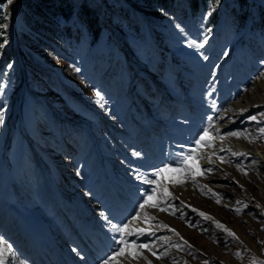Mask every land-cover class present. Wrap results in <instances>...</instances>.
I'll use <instances>...</instances> for the list:
<instances>
[{"label": "rangeland", "instance_id": "1", "mask_svg": "<svg viewBox=\"0 0 264 264\" xmlns=\"http://www.w3.org/2000/svg\"><path fill=\"white\" fill-rule=\"evenodd\" d=\"M66 1L68 5L61 8L65 17L48 8L40 15L53 27L42 31L19 25L23 0H6L0 6V205L9 195L20 199L9 193L10 186L22 197L45 195L50 171L71 194L69 199H86L73 188L72 180L80 178L76 167L85 173L89 170L93 179L100 172L112 173L117 185L125 184L132 174L124 169L119 147L127 134L125 127L131 128L133 120L146 125L153 121L155 126L165 123L171 135L192 139L195 148L204 128L250 96L256 81L264 79V0H209L197 12L190 9V0ZM84 1L98 16L100 30L94 27L95 35L72 17ZM23 30L28 42L22 40ZM21 85V115L14 118ZM253 115L258 119L250 120L248 128L235 130L259 136L264 117L249 116ZM20 120L27 126L28 142L20 133ZM12 126L14 133L8 139ZM142 133L149 137L148 132ZM211 135L212 146L204 149L212 151L219 139ZM251 146L263 148L264 137ZM233 153L238 152L232 151L226 163H209L213 171L196 175L195 182L185 178L182 185H174L188 174L173 171L156 178L159 185L166 179L168 191L178 199L171 205L160 204L167 211L146 205L145 221L157 236L133 247L126 245L125 254L118 255L121 259L113 261L262 264L264 172L257 176L260 188H256L246 166L240 168L247 175L238 170ZM195 163L200 165L197 172L207 167L199 160L194 167ZM10 171L15 172L12 185ZM139 208L132 209L139 213ZM1 210L0 206V215ZM131 218L127 224L133 228L139 218ZM216 221L236 238L217 227ZM141 245H148L156 255ZM137 250L142 255L133 259L131 253Z\"/></svg>", "mask_w": 264, "mask_h": 264}, {"label": "bare ground", "instance_id": "2", "mask_svg": "<svg viewBox=\"0 0 264 264\" xmlns=\"http://www.w3.org/2000/svg\"><path fill=\"white\" fill-rule=\"evenodd\" d=\"M255 89L252 92V94L249 96L247 95L244 97V100H240V102L237 103V106H230L228 109H231L232 111L224 112V114L219 117L217 121L213 124L214 127L219 129V132H212L216 137L219 139V143L216 146L215 149L211 150H202V155L205 158L199 159L202 165L209 166V161L207 157L211 158L212 164L216 165V161H220V157H216L219 153H222L224 160H228L231 156L232 151L236 150L238 153H243V155H237L238 162L240 166H246L245 168L249 172V175L251 178L255 180V187L260 188L258 180L256 179L257 176L262 174L264 172V147L263 148H253L251 146V143L248 142V140L243 138H236V137H228L226 134L230 131H236L235 129L238 127H247L248 128V122L251 120L249 119V115L252 113L260 114L264 113V79H260L256 81V84L254 85ZM240 109H247L246 111H240ZM254 125V124H253ZM142 130L138 129L136 133V137L138 139L141 138ZM224 136L225 138L221 140L219 137ZM260 146V145H259ZM223 149V151H221ZM215 153V155H213ZM211 164V163H210ZM166 173V172H165ZM158 184V183H157ZM157 192L156 196L152 197L154 200L159 202L162 206H167L166 203L169 202L168 205H171L173 202V199H170L168 201H165V198L161 195L162 188L160 185H156ZM264 194V192H263ZM9 202L14 200V203H17V198L15 196H10ZM174 197V195H173ZM147 198V196H146ZM145 198V199H146ZM137 200V199H136ZM170 207V206H168ZM140 209V208H139ZM134 210V209H132ZM147 210V209H146ZM151 210V209H150ZM135 211V210H134ZM147 212V211H146ZM144 209H140V215H139V222H137V226H134L133 228H130V231L136 232V229H146V231L143 235H127L126 234V240L127 242L135 241L136 243H140L142 241H147L149 239H155L157 236V231H154L150 229V227L147 225L148 218L147 214H145ZM137 214V213H136ZM150 215V214H149ZM131 220H133L131 218ZM146 220V221H145ZM130 221V220H129ZM135 223V221H134ZM129 246V244L123 245ZM3 247V246H0ZM122 247V248H124ZM133 247V246H132ZM126 248V247H125ZM119 253V252H118ZM118 258V259H117ZM120 256L114 255L113 259H117L119 261ZM104 264V263H102ZM109 264H125L124 263H117L112 261Z\"/></svg>", "mask_w": 264, "mask_h": 264}, {"label": "snow or ice", "instance_id": "3", "mask_svg": "<svg viewBox=\"0 0 264 264\" xmlns=\"http://www.w3.org/2000/svg\"><path fill=\"white\" fill-rule=\"evenodd\" d=\"M8 2L10 3L11 0H8ZM7 25H3V27H6ZM193 44L194 47H203L202 44H195V42H191ZM0 47H2V45H0ZM10 67V66H9ZM78 71V69H77ZM95 95L97 97L100 96L99 92H96ZM247 109H240V111H246ZM226 112L232 111L231 109H226ZM261 117H264V113H260ZM209 119H211V117H209ZM249 119L251 120H257L258 117L253 115L250 116ZM0 122H2V113H0ZM211 132H219V129L214 127L213 125L209 124L206 128H204L202 134L199 136L198 139L195 140V148H192L187 154H181V156L174 161V163L177 165V167L175 169L170 168L168 165H165L164 167L158 168L155 170V172L153 173V177L154 178H147L144 180V183L148 184V185H152L153 187L151 188V194H149L147 196L146 199L143 200V203H141L139 205L140 209H144L145 206H150L152 208H156L160 211H167L168 209L161 207L160 203L157 201H154L152 199V196L156 194L157 192V179L156 178H160L162 176V174H164L165 172L168 171H173V172H178V173H185L188 174L186 177L184 178H179L175 181H173V184H179L182 185L185 182V178L187 179H191L193 180V182H195V177L196 175H206L208 173H211L213 171L212 167H205L203 169V171H199L197 172V169L200 167V165L198 163H195V167L194 162L198 161L199 159L205 158L202 155V150L205 147H211L213 140L215 139L212 135ZM259 132V136H252L251 133L244 131H230L228 132L226 135L228 137H236V138H243L248 140L249 143H254L256 141V139L264 137V127H260L258 129ZM221 140H223L225 137L224 136H220L219 137ZM221 151H223V149H221ZM138 155V154H137ZM213 155H215V153H213ZM233 155H243V153H233ZM209 163H212L211 158L207 157ZM220 160L222 163H226L227 161L224 160V157L221 156ZM238 170L243 171L244 175H247V171L243 170L240 168V165H237ZM238 183V181H237ZM168 181L165 179L162 181L160 187L162 188V192L161 195L165 198V201H168L170 199H178L177 197H173L172 193L168 191V187H167ZM243 187V186H241ZM217 202H219V199L217 200ZM240 201H237V204H239ZM259 207V205H257ZM243 207H247V205H243ZM235 211L237 213H239L241 211V208H236ZM171 214L175 215V212H172ZM139 213H137L136 216L133 217V219H138L139 218ZM201 216H204L206 219H212L211 217H209L206 213L201 212L200 213ZM148 217H146L147 219ZM154 219V217H152ZM217 224V227L223 228L224 231L228 232V234L234 238L235 237V233L231 232V230L225 228L224 225H221L218 221L215 222ZM112 227L113 230H115L116 232L121 233V238H120V243L123 244H129L130 246H135V241H131V242H127L124 239V235H143L146 231V229H136V232H132L130 231V225L125 223L122 226L121 225H117V224H111L110 225ZM192 226V225H190ZM165 227H167V225H165ZM172 231H175L174 229H172ZM177 235H179V233H177ZM185 243H187L185 241ZM264 243V242H262ZM0 258L3 257L4 251L8 250L11 251V245H7L6 242L3 240L2 237H0ZM141 248L143 247H147L149 251L152 252L153 255H156V252L153 251L151 249V247H149L148 245H141ZM121 254H125L124 253V249L122 248L120 250L119 253H116V255H121ZM142 254L137 250L131 253V256L133 259L139 258ZM237 255H239V253H237ZM0 264H3V260L0 259ZM104 264H109V261H105ZM150 264V262H149ZM205 264H207V261H205ZM262 264H264V262H262Z\"/></svg>", "mask_w": 264, "mask_h": 264}, {"label": "trees", "instance_id": "4", "mask_svg": "<svg viewBox=\"0 0 264 264\" xmlns=\"http://www.w3.org/2000/svg\"><path fill=\"white\" fill-rule=\"evenodd\" d=\"M5 1L6 0H0V6ZM206 1L209 0H190V9L197 12L205 6ZM235 1L242 2L243 0ZM63 4L68 5L66 0H50L49 3L47 0H23L22 6L17 14L19 25H21L22 28L27 25L38 31L53 29V27L46 24L44 20H40L39 17L47 8L49 11L51 9L53 13L59 11L60 14L63 13L61 16L65 17L66 12L64 13L61 9ZM74 13L75 14L72 16L73 19L75 20L77 17L84 24L85 30L88 31V33L95 35L93 30L94 27L96 30H100V28L96 26L98 23V16H96L95 11L91 9L86 1L80 3ZM21 35L22 40L28 42V35L24 30Z\"/></svg>", "mask_w": 264, "mask_h": 264}]
</instances>
